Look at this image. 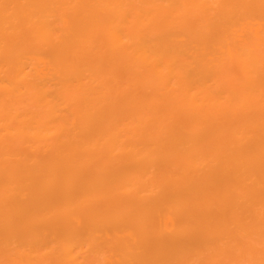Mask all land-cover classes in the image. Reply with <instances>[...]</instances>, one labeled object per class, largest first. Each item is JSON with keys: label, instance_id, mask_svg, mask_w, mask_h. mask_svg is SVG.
<instances>
[{"label": "bare ground", "instance_id": "1", "mask_svg": "<svg viewBox=\"0 0 264 264\" xmlns=\"http://www.w3.org/2000/svg\"><path fill=\"white\" fill-rule=\"evenodd\" d=\"M0 264H264V0H0Z\"/></svg>", "mask_w": 264, "mask_h": 264}]
</instances>
